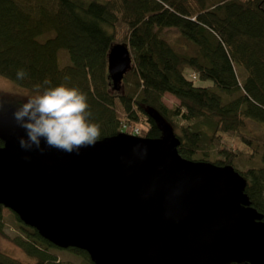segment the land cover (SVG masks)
I'll list each match as a JSON object with an SVG mask.
<instances>
[{
	"label": "trees",
	"instance_id": "obj_1",
	"mask_svg": "<svg viewBox=\"0 0 264 264\" xmlns=\"http://www.w3.org/2000/svg\"><path fill=\"white\" fill-rule=\"evenodd\" d=\"M114 44L128 45L132 58L119 90L107 71ZM236 65L247 72L243 81ZM18 69L28 74L22 81ZM0 75L29 91L45 80L79 88L101 139L159 138L156 112L182 157L218 166L246 157L245 168L234 169L264 215V130L245 131L247 121L264 127V0H0ZM165 93L179 103L168 107ZM23 225L25 237L5 234L0 205V235L32 260L0 252V264H66Z\"/></svg>",
	"mask_w": 264,
	"mask_h": 264
},
{
	"label": "water",
	"instance_id": "obj_2",
	"mask_svg": "<svg viewBox=\"0 0 264 264\" xmlns=\"http://www.w3.org/2000/svg\"><path fill=\"white\" fill-rule=\"evenodd\" d=\"M132 63L114 44L119 90ZM13 111L0 114V205L59 248L94 264H264V215L230 164L182 157L169 125L159 138L118 133L68 153L20 146Z\"/></svg>",
	"mask_w": 264,
	"mask_h": 264
},
{
	"label": "clouds",
	"instance_id": "obj_3",
	"mask_svg": "<svg viewBox=\"0 0 264 264\" xmlns=\"http://www.w3.org/2000/svg\"><path fill=\"white\" fill-rule=\"evenodd\" d=\"M27 75L18 69L16 79L22 81ZM5 95L14 99L6 102L2 99ZM17 95L21 99H16ZM90 108L87 94L66 83L51 86L45 80L20 94L0 88V111L12 110L15 121L25 130L26 137L19 140L24 149L35 147L43 152L42 141L47 147L68 153L94 146L102 133L100 124L91 119Z\"/></svg>",
	"mask_w": 264,
	"mask_h": 264
},
{
	"label": "rangeland",
	"instance_id": "obj_4",
	"mask_svg": "<svg viewBox=\"0 0 264 264\" xmlns=\"http://www.w3.org/2000/svg\"><path fill=\"white\" fill-rule=\"evenodd\" d=\"M64 58V55L61 54V58ZM240 81H243L245 78L247 72L246 70L240 66L236 65ZM0 88H7L12 90V92L20 94L24 92H28L29 90L24 87H20L13 83L12 81L6 79L5 77L0 75ZM16 99H21L19 95L15 97ZM2 99L6 102L12 101L14 98L10 96H2ZM162 101L168 106L171 107L175 104L179 103V100L173 96L170 93H165L162 97ZM7 106V105H6ZM6 112V111H5ZM4 111H0V114L5 113ZM153 115L155 118H157V125L161 131L165 129L166 124L164 123V118L161 119L160 115L156 112H153ZM249 129H253V131L256 130H264V127L260 124L247 121V126L245 128V131H248ZM239 146L243 149H245V145L240 143ZM200 157H197L195 159H199ZM258 158V157H256ZM246 160H248L246 157L235 159L233 162L234 166H238L237 169H244L245 167H242L244 163H246ZM254 165H259V159H255ZM233 166V167H234ZM2 216H3V222H4V232L10 237L19 236V237H25V232L22 230L20 225V222L15 218L14 213L9 210L8 208H5L2 206ZM24 226V225H23ZM28 228V227H27ZM48 251L55 254L57 258L65 262L66 264H89L87 260L83 257L82 254H77L74 251H71L67 248H59V247H48ZM0 252H3L11 257H14L16 259H19L20 261L24 263H32V260L30 257L25 255L16 245H14L10 240L4 238L0 235Z\"/></svg>",
	"mask_w": 264,
	"mask_h": 264
},
{
	"label": "crops",
	"instance_id": "obj_5",
	"mask_svg": "<svg viewBox=\"0 0 264 264\" xmlns=\"http://www.w3.org/2000/svg\"><path fill=\"white\" fill-rule=\"evenodd\" d=\"M129 48V47H128ZM131 54V53H130ZM132 64V63H131Z\"/></svg>",
	"mask_w": 264,
	"mask_h": 264
}]
</instances>
